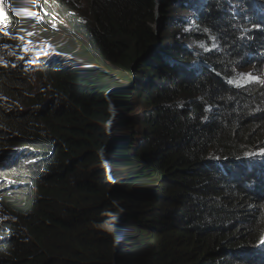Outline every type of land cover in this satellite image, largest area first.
I'll list each match as a JSON object with an SVG mask.
<instances>
[{
	"label": "trees",
	"instance_id": "obj_1",
	"mask_svg": "<svg viewBox=\"0 0 264 264\" xmlns=\"http://www.w3.org/2000/svg\"><path fill=\"white\" fill-rule=\"evenodd\" d=\"M158 4L78 0L51 90L8 74L33 108L5 114L0 264H264V0H163L157 36Z\"/></svg>",
	"mask_w": 264,
	"mask_h": 264
},
{
	"label": "clouds",
	"instance_id": "obj_2",
	"mask_svg": "<svg viewBox=\"0 0 264 264\" xmlns=\"http://www.w3.org/2000/svg\"><path fill=\"white\" fill-rule=\"evenodd\" d=\"M77 1L0 0V154H5L7 160L13 158V154L18 152L15 148L11 150L12 144L6 139V134L3 132V129L13 128L10 119L6 118L5 115L7 108H11L19 115H23L27 109L33 108V104L27 95L9 87L5 83L8 79V74L12 70L23 74H28L29 72L41 80L42 89L45 90V93L51 90L53 81L57 77V73L54 70L56 62L74 57L73 52L67 50L63 44L70 22L67 17L60 14L64 10L74 14ZM83 1L85 2L86 0ZM162 1L158 0L156 23L152 26L154 29L158 27V32L160 27L158 25V15L160 14ZM188 49L196 54L201 51L192 45L188 46ZM126 106L127 104L123 100V121L121 123L123 139L117 152V169L120 171L123 170L120 162V153L129 141V134L123 132V124L128 120L135 119L139 113H142V109L137 108L135 114L130 116L126 112ZM124 111L126 116H124ZM141 129V126L136 125V132ZM124 138H126V142L123 145ZM223 152V147L214 143L207 154V162L215 165L223 163L225 161ZM258 156L262 157L264 154L260 153ZM234 162L241 163L244 161L242 159H234ZM123 171L124 174L122 171L121 173L125 182L132 188L131 183L125 177V170ZM7 198V196L0 194L1 226L16 220V213ZM120 216L123 221L116 228L129 235L128 231H124V228L121 230L120 226L125 222L127 223V219L132 215L120 214Z\"/></svg>",
	"mask_w": 264,
	"mask_h": 264
},
{
	"label": "bare ground",
	"instance_id": "obj_3",
	"mask_svg": "<svg viewBox=\"0 0 264 264\" xmlns=\"http://www.w3.org/2000/svg\"><path fill=\"white\" fill-rule=\"evenodd\" d=\"M251 9H253V8H251ZM244 21L246 23L247 31H249V29H257V30L260 29L259 22L250 21L248 17L244 18ZM252 36H253V34L252 35L249 34L250 39H251ZM6 57H8V56H6ZM126 226H127V223L125 222L123 224L124 231H128Z\"/></svg>",
	"mask_w": 264,
	"mask_h": 264
},
{
	"label": "water",
	"instance_id": "obj_4",
	"mask_svg": "<svg viewBox=\"0 0 264 264\" xmlns=\"http://www.w3.org/2000/svg\"><path fill=\"white\" fill-rule=\"evenodd\" d=\"M160 2H161V0H159ZM158 8V7H157ZM155 30H156V32H157V35L159 34V32H158V27L157 28H155ZM124 113V116H126V113H125V111L123 112ZM125 142H126V138H124V140H123V145L125 144ZM122 171V173L124 174V171L123 170H121ZM126 179V178H125ZM132 221H133V216H131V217H129L128 219H127V228H128V234L131 236L132 235Z\"/></svg>",
	"mask_w": 264,
	"mask_h": 264
},
{
	"label": "rangeland",
	"instance_id": "obj_5",
	"mask_svg": "<svg viewBox=\"0 0 264 264\" xmlns=\"http://www.w3.org/2000/svg\"><path fill=\"white\" fill-rule=\"evenodd\" d=\"M163 22V17L161 16V14L158 15V25L161 26ZM62 26V24H61ZM120 229L122 230L123 229V224L120 226Z\"/></svg>",
	"mask_w": 264,
	"mask_h": 264
},
{
	"label": "snow or ice",
	"instance_id": "obj_6",
	"mask_svg": "<svg viewBox=\"0 0 264 264\" xmlns=\"http://www.w3.org/2000/svg\"><path fill=\"white\" fill-rule=\"evenodd\" d=\"M203 47V45H202ZM241 76H247L250 80H255L257 78L253 77L250 73L249 74H244L242 73ZM260 83H264V81H259Z\"/></svg>",
	"mask_w": 264,
	"mask_h": 264
}]
</instances>
